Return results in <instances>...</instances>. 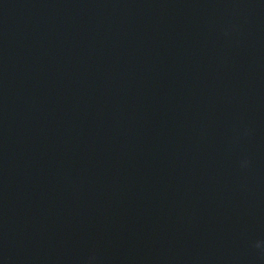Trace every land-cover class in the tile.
Listing matches in <instances>:
<instances>
[{
    "label": "water",
    "instance_id": "95a60500",
    "mask_svg": "<svg viewBox=\"0 0 264 264\" xmlns=\"http://www.w3.org/2000/svg\"><path fill=\"white\" fill-rule=\"evenodd\" d=\"M0 264H264V0H0Z\"/></svg>",
    "mask_w": 264,
    "mask_h": 264
}]
</instances>
